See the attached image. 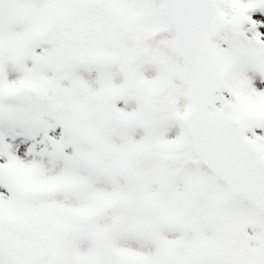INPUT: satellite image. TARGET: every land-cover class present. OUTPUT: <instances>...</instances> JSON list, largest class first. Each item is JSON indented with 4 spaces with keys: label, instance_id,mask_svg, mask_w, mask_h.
Masks as SVG:
<instances>
[{
    "label": "snow or ice",
    "instance_id": "6c2138e0",
    "mask_svg": "<svg viewBox=\"0 0 264 264\" xmlns=\"http://www.w3.org/2000/svg\"><path fill=\"white\" fill-rule=\"evenodd\" d=\"M0 264H264V0H0Z\"/></svg>",
    "mask_w": 264,
    "mask_h": 264
}]
</instances>
